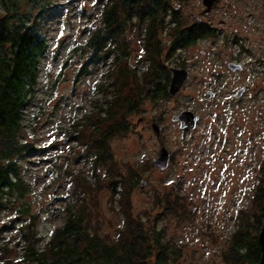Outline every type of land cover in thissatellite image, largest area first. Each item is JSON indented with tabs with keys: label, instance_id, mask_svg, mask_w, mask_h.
<instances>
[{
	"label": "rangeland",
	"instance_id": "374dc122",
	"mask_svg": "<svg viewBox=\"0 0 264 264\" xmlns=\"http://www.w3.org/2000/svg\"><path fill=\"white\" fill-rule=\"evenodd\" d=\"M171 8L177 12L181 29L192 28L196 16H201L202 26L194 31L203 35L193 45L170 53L175 37L168 27L157 36L162 45L159 62L169 71V80L171 68L185 69L187 79L175 96L137 101L125 117V130L107 139L108 160L101 159L99 164L77 144L78 135L72 129L84 116L92 119L93 106L101 98L93 88L108 72L106 64L98 63L80 74L83 61L72 54L76 44L89 36L87 16L98 15L99 4L96 0H54L46 12L43 28L49 51L41 59L35 98L22 115L24 134L40 147L39 153L26 158L22 172L32 190L26 200L36 216L35 224H40L36 233L43 238L39 244L65 223L67 200H78L76 205L89 211V221L98 224L99 233L110 240L117 237L123 219L129 216L147 230L163 231V240L173 250L167 264H226L224 256L237 220L253 210V191L262 175L264 48L256 40L262 34L249 29L241 49L222 43V38H212L213 43L206 34L209 19H215V32L230 30L223 23V2L210 16L202 14V0H175ZM141 34L136 26L126 27L129 53L125 66H146L149 57ZM229 61L242 65L241 72L228 70L225 64ZM127 83L124 94L132 90ZM242 85L248 93L237 98L235 89ZM182 111L198 116L193 129H180L172 122ZM152 123L161 127L159 139L151 130ZM162 147L169 152V162L160 171L151 162ZM58 168L62 180L54 181L50 171ZM141 181L146 182L143 187ZM170 206L175 211L166 209ZM16 217L12 211L0 213V264H22L15 259L21 245H13L8 256L3 251L4 242L18 240L15 231L5 229L9 226L6 219Z\"/></svg>",
	"mask_w": 264,
	"mask_h": 264
},
{
	"label": "trees",
	"instance_id": "16d2710c",
	"mask_svg": "<svg viewBox=\"0 0 264 264\" xmlns=\"http://www.w3.org/2000/svg\"><path fill=\"white\" fill-rule=\"evenodd\" d=\"M53 1L0 0V213L12 211L17 216L6 219L9 226L5 229L18 234L15 244L13 240L4 242L3 251L8 256L13 245H21L15 259L22 264H167L173 250L163 240V231L147 230L141 221L126 216L123 228L110 240L99 233L98 224L89 221V211L76 205L78 200H67L65 223L39 244L43 238L36 233L40 224H35L36 216H32L26 200L32 190L22 172L26 158L39 153L40 147L24 134L22 115L35 98L41 59L49 51L43 25ZM96 1L99 14L87 16L90 34L82 44H76L72 54L83 61L80 74L98 63L106 64L108 72L93 88L94 95L101 98L93 106L92 119L84 116L72 129L78 135L77 144L93 155L94 164H99L107 156V139L125 130V117L134 111L133 105L140 99L167 96L170 74L159 62L162 45L157 40L158 32L168 27L167 31L175 37L170 53L193 45L203 33L194 31L199 26L180 28L177 12L171 8L175 0ZM132 25L142 33L143 50L149 57L145 58L143 69L137 64L125 66L129 53L126 27ZM68 63L63 64L58 78ZM127 80L132 86L130 94H124ZM261 172L253 191V210L244 212L237 220L224 256L226 264H255L260 259L258 233L264 219V162ZM50 173L54 181L62 180L60 168L55 172L51 169ZM82 181L87 182L85 178ZM166 209L175 211L174 206Z\"/></svg>",
	"mask_w": 264,
	"mask_h": 264
},
{
	"label": "flooded vegetation",
	"instance_id": "af4514ba",
	"mask_svg": "<svg viewBox=\"0 0 264 264\" xmlns=\"http://www.w3.org/2000/svg\"><path fill=\"white\" fill-rule=\"evenodd\" d=\"M223 2V15L225 19H223V23L229 27V31L227 33L215 32L214 21L215 19H209V23L206 25V33L209 39L213 43H216L214 37L221 39L222 43L232 44L237 46L239 49L243 47L245 43V39L243 35L250 29V32H254L257 30L262 34V38L256 39L258 40L259 47L264 48V0H215L211 3L210 7L207 9L206 16H210L213 10ZM206 10V7L204 11ZM203 11V15H204ZM251 21L254 24H251ZM194 26H202L201 25V16H196V22ZM248 42V41H247ZM253 44H256V41H252ZM223 45V44H221ZM231 64L240 65L236 62H226L225 66L228 70L233 72H241L243 66L239 69H232ZM235 96L238 91L242 90L241 95L238 97H244L246 93H248V88L245 85L240 86L235 89ZM264 101V97L261 98ZM179 124V123H178ZM196 159H198L196 157Z\"/></svg>",
	"mask_w": 264,
	"mask_h": 264
},
{
	"label": "water",
	"instance_id": "95a60500",
	"mask_svg": "<svg viewBox=\"0 0 264 264\" xmlns=\"http://www.w3.org/2000/svg\"><path fill=\"white\" fill-rule=\"evenodd\" d=\"M215 0H202V4L206 7V10L204 11V14L207 13V9L210 7L211 3ZM232 69H239L241 68L240 65H232ZM171 78L168 83L167 87V94L169 96H175L185 83L188 72L185 69H178V68H171ZM242 90L238 91L236 94V97L238 98L241 95ZM172 122L179 123V128H189L193 129L195 127L196 122L198 121V116L194 115L193 113L189 111H182L179 113V115L173 116L171 118ZM151 130L155 134V137L157 139L160 138L161 134V127L156 124H151ZM169 162V152L165 148H160L157 156L152 160L151 166L158 168L160 171H163L167 168ZM146 182L141 181L140 186L143 187ZM258 243L260 245L261 250V256L257 263L255 264H264V220L262 221L260 231L258 233Z\"/></svg>",
	"mask_w": 264,
	"mask_h": 264
}]
</instances>
